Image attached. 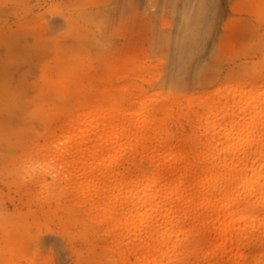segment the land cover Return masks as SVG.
Listing matches in <instances>:
<instances>
[{
    "label": "rangeland",
    "instance_id": "1",
    "mask_svg": "<svg viewBox=\"0 0 264 264\" xmlns=\"http://www.w3.org/2000/svg\"><path fill=\"white\" fill-rule=\"evenodd\" d=\"M79 69L99 93L129 84L152 104L264 89V0H0V264H124L103 225L39 182L42 146L77 109L56 81ZM213 246L196 227L166 264H264V242Z\"/></svg>",
    "mask_w": 264,
    "mask_h": 264
},
{
    "label": "bare ground",
    "instance_id": "2",
    "mask_svg": "<svg viewBox=\"0 0 264 264\" xmlns=\"http://www.w3.org/2000/svg\"><path fill=\"white\" fill-rule=\"evenodd\" d=\"M61 75L77 109L42 146L41 189L88 211L124 264H166L196 227L223 256L264 242V89L237 82L152 104L129 84L99 93L82 69Z\"/></svg>",
    "mask_w": 264,
    "mask_h": 264
}]
</instances>
